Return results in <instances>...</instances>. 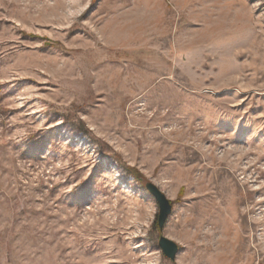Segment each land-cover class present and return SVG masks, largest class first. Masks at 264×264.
<instances>
[{"label":"rangeland","instance_id":"obj_1","mask_svg":"<svg viewBox=\"0 0 264 264\" xmlns=\"http://www.w3.org/2000/svg\"><path fill=\"white\" fill-rule=\"evenodd\" d=\"M0 264H264V0H0Z\"/></svg>","mask_w":264,"mask_h":264},{"label":"water","instance_id":"obj_2","mask_svg":"<svg viewBox=\"0 0 264 264\" xmlns=\"http://www.w3.org/2000/svg\"><path fill=\"white\" fill-rule=\"evenodd\" d=\"M145 187L149 191V193L154 197V200H156L158 204L159 210L157 215V224L160 228H162L171 213L172 210V203L166 196V194L157 187L156 184L152 182H147L145 184ZM158 245L161 248V251H163L164 255L169 259H175L177 253L179 252V245L174 240L165 237L164 235L158 237Z\"/></svg>","mask_w":264,"mask_h":264}]
</instances>
